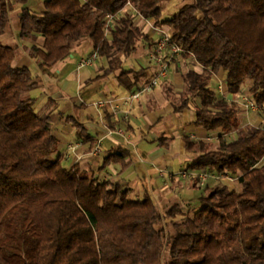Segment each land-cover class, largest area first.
<instances>
[{
	"label": "trees",
	"instance_id": "1",
	"mask_svg": "<svg viewBox=\"0 0 264 264\" xmlns=\"http://www.w3.org/2000/svg\"><path fill=\"white\" fill-rule=\"evenodd\" d=\"M166 1L44 0L45 11L35 14L27 0H0V36L21 3L20 37L44 72L89 39L111 69L122 67L119 78L130 89L131 74L143 86L149 82L147 68H123L121 59L148 37L139 20L169 27L183 56L202 66L182 72L184 91L174 110L193 103L194 125L220 131L216 142L183 136L192 159L186 169L198 181L205 172L231 174L239 189L208 186L192 214L179 202L163 213L148 192L133 197L122 180L66 167L54 156L60 139L51 115L39 114L30 96L37 75L16 64L15 46L0 41V264H264V126L241 127L234 99L250 81L251 98L264 109V0H192L164 19ZM225 71L233 100L212 88ZM74 126L79 140L93 143L83 123ZM125 156L116 151L105 161L126 167Z\"/></svg>",
	"mask_w": 264,
	"mask_h": 264
},
{
	"label": "crops",
	"instance_id": "2",
	"mask_svg": "<svg viewBox=\"0 0 264 264\" xmlns=\"http://www.w3.org/2000/svg\"><path fill=\"white\" fill-rule=\"evenodd\" d=\"M43 3L44 0H27L25 5L32 10L43 13L45 11V5ZM139 22L142 24L143 32L145 34L150 33L151 28L146 25V22L143 23L142 19ZM28 45L29 43L27 45L24 44L23 47ZM85 46L90 45L87 44ZM78 48H82L81 44L74 48L72 57L80 56L79 52H77ZM24 51L20 59H17L19 62L25 58L28 60L29 52L27 48ZM91 52H93V46L91 51L82 52L80 57L83 58L84 55L87 56ZM70 61L69 59L68 61L62 62L52 70H47V72L40 69V72L37 73V76L39 75L37 79L40 81V84L36 89H41V92H46L48 96L47 102L42 106L43 108H40V111L42 113L48 112L54 124L59 123L61 125L57 126V135L59 136L60 144L54 156H62L64 159L63 163L67 162L68 165L65 166L68 168L79 164L81 170L84 171L90 172L95 169V171L101 172L100 179L102 180H122L124 183L129 184L134 192L144 191V194L148 192L160 203V200L168 197L164 193L165 189L163 187H168L170 182L165 180L161 182L160 186H157L155 180L149 175V170H154L156 169V164L163 163L161 166L163 170L175 172L176 166L179 163L178 154L172 151V143L175 141L177 133L176 130H182V138L184 135H190L194 138H202L208 141L213 139L211 136L217 135L216 137H219L220 135L218 131L210 134L205 128L194 125L193 105L183 112H175L174 102L172 103L173 97L178 98L184 86L182 74L179 72L181 66L175 65L174 69L169 71L168 77L160 82V85H158L160 87L157 86L153 90L144 93L140 100L131 102L128 105L126 104L127 98L143 86V78L136 82L134 75L131 74L129 77L130 81L127 84L129 86L133 83L136 85L128 89V86L119 77H116L119 86L120 84L123 85L121 92H110V95L102 90L96 92L101 98L98 102H104L105 104L99 107L96 105L98 102H92L89 105L94 108L90 109V106L85 102L79 105L77 101H73V97L69 96L60 86L61 73L71 70ZM146 66V63H133L129 68L138 71L141 68H146ZM150 71L151 69H147L148 77ZM220 75L226 77L225 73L221 72ZM77 81L80 85L83 84L78 71ZM88 82L92 83L93 79ZM88 91L89 93L93 92L90 89L86 92ZM34 97L36 100H39L38 97ZM190 113H192L191 116ZM241 113L242 115H247L245 110L241 111ZM74 120L83 123L87 127V132L94 137L92 144L84 143L78 139ZM179 122L181 123L180 127L177 126ZM111 125H114V129L128 125L131 134L128 137H117L116 135L109 137L107 132L109 129H113ZM138 132L142 134L141 139L136 143H132L140 135L137 134ZM98 139H102V145L107 154L106 157L116 151L121 152V154H126L124 158L127 164L126 167H123L120 162L114 163V171L118 174L116 179H114V172L108 169L110 164H106V157L104 162L101 163L96 159V156H99L101 153L99 155L92 154L93 145ZM191 160V156L184 148L185 165L181 166V169H186L190 165ZM157 177L164 179L166 175L162 176L158 172ZM137 183L142 184V187L138 188V190H136ZM139 197L141 196L139 195Z\"/></svg>",
	"mask_w": 264,
	"mask_h": 264
},
{
	"label": "rangeland",
	"instance_id": "3",
	"mask_svg": "<svg viewBox=\"0 0 264 264\" xmlns=\"http://www.w3.org/2000/svg\"><path fill=\"white\" fill-rule=\"evenodd\" d=\"M9 1V0H8ZM14 1V0H12ZM42 1V0H39ZM192 0H169L163 3V18L164 19H169L171 18L176 12L177 10L184 5L187 2H191ZM44 4V3H43ZM15 9H12L11 11V20L9 23V26L6 30V32L0 36V41L3 42L6 45H10V46H15L16 47V64L17 65H26L29 66L34 75L38 72H40V67L38 64V61L36 58H33L30 54L28 55V60L27 58H25L23 61L19 62L18 60L20 59V56L25 52V47H23V45H27L28 41L22 40L19 34V21H18V14L21 12L23 5L21 3H15ZM26 6V5H24ZM32 12H34L35 14H41L40 12L36 11V10H32ZM152 24H154V22L151 20ZM144 23V22H143ZM147 24V22H146ZM158 34L157 31H155L154 29L150 30V33L148 34V37H144L141 40H139L137 42V48L133 53L130 54H125L122 56V64H123V68H129L131 67V65L133 63H150V58L148 56V52L150 50L153 49V46L155 44V42L158 40ZM82 48H78L77 52H79V55L81 56L82 52H86V51H91L92 50V41L89 39L84 40L83 42L80 43ZM80 44H78L80 46ZM89 44L90 46H85ZM87 54V53H86ZM91 54V53H90ZM84 55V54H83ZM70 57V68L71 70L65 72V73H59L60 77H61V82H60V86L62 87V89L68 93L69 96L73 97V101H77V103L79 105H81L82 103H86L87 105L91 104L92 102H98L101 100V98L99 97V94L97 95L96 92L99 91H103V92H107L108 95H110V92H115V93H119L121 92L123 85L119 83H117L116 81V77H119V74H121V72L123 71L122 68H113L111 69L110 63L109 61L104 58V57H99L93 65L82 68L79 70L78 65H79V61L81 59V57ZM88 56V55H87ZM84 57H86V55H84ZM18 59V60H17ZM119 63V62H116ZM174 64V65H173ZM172 66L170 67L171 71L172 69H174L175 65L176 66H181L179 68V72L180 74H182V72L187 68V67H192V68H197V69H202V67L195 62L192 58H185L184 56H178L174 62H173ZM78 69V70H77ZM151 69V73L155 72L156 70V66L152 65ZM43 71V70H42ZM77 71L80 74L81 78H82V82L83 84L80 85L77 81ZM104 71V73H103ZM222 73H226L222 72ZM221 74V73H220ZM215 75L213 78V86L212 88L214 89V91L217 93V95L221 98L225 97L229 100H233L234 95H232L231 93H229L228 88H227V83H226V77H224L223 75ZM180 76V75H179ZM39 77V75L37 76ZM92 83H89V80H92ZM247 86L244 84V86L242 87V92L237 95V98L235 97L234 99H237V101L239 102L240 106H241V111L245 110L247 112V115H242V113L240 115L241 117V127H244L248 124H254L257 126H264V109L263 107H260L257 110H247L244 108L243 103L245 102V97L251 98V94L249 92V84H251L250 81L246 82ZM160 85V83H159ZM160 87V86H158ZM92 90L93 92H86L87 90ZM159 89V88H158ZM183 91H184V86L183 89L181 90V94L179 95L178 98L173 97V101L172 103H180V99L182 98L183 95ZM30 96L34 97H38L39 100H37L35 108L36 111L39 114H42V112L40 111V108H43L42 106L47 102L48 100V96L46 94V92L42 93L41 89H34L31 91ZM100 103V102H98ZM193 105V103H192ZM90 106V105H89ZM93 106H90V109H93ZM249 112V115H248ZM48 113V112H47ZM192 113H190L191 116ZM128 123V122H127ZM179 125H177L178 127H180V122L178 123ZM126 125V124H125ZM124 125V126H125ZM57 126H61L59 123H55L54 124V130L57 133ZM123 126V125H122ZM118 128H122L125 131V135L122 137H128V135L131 134V131H129L130 127L127 125L125 127H118ZM114 129V128H113ZM148 131V130H147ZM177 132V133H176ZM176 138L175 141L172 143V151L175 154H178L179 156V163L176 166V170L175 173L176 175L173 178H170V174L166 173V177L163 178H158V172L160 174V171L163 170V167H161L163 165V163H159L156 164L155 168L156 169H152L149 170V175L152 176V178L155 180V183L157 186L161 185V182L163 181H167L170 182V185L168 187H163L164 193L166 194L165 199L160 200L159 203V207L160 210L165 213L166 210L171 207V205H173L176 202H179L182 204V208L184 211V214H192L198 207H199V202H198V198L199 196L202 194L203 189L208 187V186H213V185H217V184H226L231 188H235V189H239V182H238V177L233 176L231 174H217V173H209L210 177H208V179L205 180H200L198 181L197 178H195L197 176V174H192L190 177L188 178H183L180 175L181 171H185L188 169H181V166L185 165V161H184V145L182 143V130L177 129L176 130ZM220 132V131H218ZM213 133V132H212ZM210 133V134H212ZM139 136L137 138H135V140L132 141V143H136L139 139H141V132L137 133ZM117 137H119V135H116ZM217 135L211 136V138H213L210 141H214L216 142L217 139L219 137H216ZM236 136V132H233L229 135L226 136L227 139H232ZM129 139V138H128ZM142 141V140H141ZM159 143V142H158ZM102 152L99 156H96L97 160L101 163L104 162V159L106 157V150L104 148V146L102 145L101 147ZM64 165H68L67 162H64ZM152 167V166H151ZM108 169H110V171L114 172V179H116L118 177V174L115 173V165L114 163H110ZM191 173L193 172L192 170H190ZM194 173V172H193ZM207 173V172H206ZM90 174L95 175L96 177L100 178L101 176V172L99 171H95L91 170ZM195 176V177H193ZM160 179V180H159ZM172 182V183H171ZM194 183H197V185H199L201 187V189L199 188H193ZM142 184L137 183L136 184V190H138V188H141ZM178 193V194H177ZM144 191H133L132 190V196L133 197H139L143 196ZM159 198V197H158ZM182 216L179 215L178 219L181 218ZM169 219H166L164 222V225L170 229L171 228V224L169 222Z\"/></svg>",
	"mask_w": 264,
	"mask_h": 264
},
{
	"label": "built area",
	"instance_id": "4",
	"mask_svg": "<svg viewBox=\"0 0 264 264\" xmlns=\"http://www.w3.org/2000/svg\"><path fill=\"white\" fill-rule=\"evenodd\" d=\"M113 15H109L107 17V26L109 27L110 23L113 20ZM152 19H146L147 26L151 29H154L157 31L158 34V40L155 42L153 49L148 52V56L150 58V63L147 64L146 68L150 69L152 65L156 66L155 72L150 71L149 73V82L138 88L136 91H134L129 98H127L126 104L128 105L131 102L138 101L141 99L142 95L146 92H149L156 88L159 83L168 77L170 67L172 66L174 60L178 56L184 55V49L178 45L172 38V31L167 26H155L151 22ZM153 21V20H152ZM107 34L109 35V29L107 28ZM99 58V53L97 51L92 52L86 57H83L79 61L78 68L82 69L88 66H91L94 64V62ZM105 103L100 102L96 105L101 107ZM243 106L247 110H257L261 106L256 104L252 98L245 97V102L243 103ZM107 135L109 137H112L114 135L124 136L125 131L122 128L117 129H109L107 132ZM102 139H98L92 149V154L99 155L102 152ZM166 172L170 174V177H174L176 175L175 172H168L166 170H161L160 173L162 176L166 175ZM191 171L185 170L181 171L180 175L183 178H188L192 175ZM210 175L208 173H201L200 178L201 180L208 179Z\"/></svg>",
	"mask_w": 264,
	"mask_h": 264
}]
</instances>
